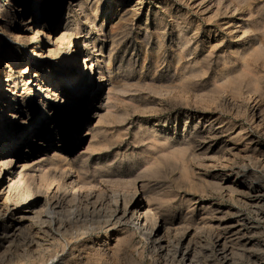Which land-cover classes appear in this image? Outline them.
Here are the masks:
<instances>
[{
    "label": "rangeland",
    "instance_id": "rangeland-1",
    "mask_svg": "<svg viewBox=\"0 0 264 264\" xmlns=\"http://www.w3.org/2000/svg\"><path fill=\"white\" fill-rule=\"evenodd\" d=\"M38 4L0 0V264H264V0Z\"/></svg>",
    "mask_w": 264,
    "mask_h": 264
},
{
    "label": "bare ground",
    "instance_id": "bare-ground-1",
    "mask_svg": "<svg viewBox=\"0 0 264 264\" xmlns=\"http://www.w3.org/2000/svg\"><path fill=\"white\" fill-rule=\"evenodd\" d=\"M32 2H34V3H37V2H39V4L35 7V13H36V15L37 14H39L40 13V11H41V9H42V7H43V3H44V0H32ZM247 6V5H246ZM22 9H23V7H22ZM16 10V6L14 7V11ZM57 11V12H56ZM54 14H56V16L55 17H53L54 16ZM57 16H59V8H56V9H54L53 10V12L51 13V16H50V18H51V20L53 21V20H55L56 18H57ZM33 24V23H32ZM26 27H27V30L28 29H30L29 28V26L28 25H25ZM26 29V28H25ZM64 31V30H63ZM68 31V30H67ZM44 31L43 30H38L37 29V35H41V34H45V33H43ZM71 33V32H70ZM68 33V32H64L61 36H58V38L59 39H57V40H59V42L62 44V43H67V42H69L70 43V45H71V43H74V41H75V38H76V35L75 34H73V33ZM2 34H7V31L3 28L2 29ZM8 35V34H7ZM49 35V34H48ZM13 36V35H12ZM47 36V35H46ZM33 37V36H32ZM35 37V36H34ZM13 38H15L14 36H13ZM21 38H20V36H17L16 37V39H15V41L16 42H20L21 40H20ZM46 39H48V41H50L51 39H50V36H47V38ZM58 42V43H59ZM85 42H86V40H85ZM55 43V42H54ZM53 43V44H54ZM61 44H57V42L54 44V46L55 47H57L58 45H61ZM82 46H84V47H86V43H84ZM94 46V45H93ZM56 49H50V51H49V59H51L52 58V60H55L56 58V56H57V54H56V51H55ZM58 51V50H57ZM61 51V50H60ZM6 56H8V58L9 59H12L13 58V56H14V53H12V51H7L6 53ZM77 54L75 53V55L73 54V57H72V62L74 63V62H76V59H77ZM97 59V58H96ZM87 60H89L88 59V57H86L85 58V62L87 61ZM17 61V60H16ZM51 61V60H50ZM8 62V61H7ZM84 62V63H85ZM99 62V60L97 59V60H92V62L90 63L91 64V67H89V65L90 64H88V62H86V66H87V73H89L90 74V77H91V74L93 75L92 76V78L89 80L88 79V81H90V83L89 82H87L88 83V86L89 87H93L94 85H95V77L98 75L99 76V80H100V84H99V89H101L102 88V81H101V79H103L104 77H105V75H104V73L101 71V70H99V66L97 65V63ZM69 64V60L67 59V58H65V56H63L62 58H61V61H60V65H61V67H64V66H67ZM11 66V65H10ZM99 67V68H98ZM59 72L61 71L60 69L58 70ZM112 74V73H111ZM81 78H78V79H76V81H75V83H73L72 84V86L74 87V88H76V89H79L80 87H78V85H79V82L81 81L80 80ZM105 79H103V81H104ZM86 87H87V85H85ZM97 86V85H96ZM96 86H94V87H96ZM260 87H262V86H260ZM96 89V88H95ZM78 91V90H77ZM81 91H83L82 89H81ZM97 92H98V90H96ZM95 93V95H94V97L95 96H97L98 95V93ZM100 92V91H99ZM262 92V91H261ZM54 95L56 96V94L54 93ZM91 97V96H90ZM110 97V96H109ZM110 105V104H109ZM104 106H106L107 107V105H104ZM103 107V106H102ZM91 108V107H90ZM90 110V109H89ZM88 110H86L85 111V114H88ZM109 112V111H108ZM111 114H112V112H111ZM109 115V114H108ZM103 118V117H102ZM182 153V152H181ZM180 155H182V154H180ZM13 160V159H12ZM11 161V160H10ZM11 163H13V161H11ZM5 164V163H4ZM10 165V164H9ZM25 167V166H24ZM23 171V170H22ZM1 176V175H0ZM21 177V176H20ZM18 184V183H17ZM16 183H15V185H17ZM14 185V184H13ZM13 185H12V183L8 186V187H6V189H4L5 187H4V185H3V183L2 182H0V187H1V189H0V191L2 190V191H6V200H4V202L5 201H7L8 200V197H9V195H11L12 194V192H13V190H12V187H13ZM124 189V188H123ZM126 189H127V186H126ZM129 189V188H128ZM125 190V189H124ZM126 195V194H125ZM2 196V195H1ZM3 197V196H2ZM128 197V196H127ZM10 200H8V202H9ZM1 202V201H0ZM127 202V201H126ZM131 203V202H130ZM130 205V204H129ZM2 206H3V204L2 203H0V216H2L3 217V221H2V231L3 232H1V229H0V232L2 233V235H4L5 233H6V231H7V227H9L8 229V234L7 235H9L10 233H14L17 229H18V227H22V225H21V222H23L25 219H26V216L28 217V215H26V210L25 211H23V212H18V213H14V214H8L7 212L6 213H1V209H2ZM135 206V205H134ZM127 207V206H126ZM30 209V208H29ZM32 209V208H31ZM30 209V210H31ZM127 209L131 212V213H135V208H133V206L132 207H127ZM32 211V210H31ZM4 214V215H3ZM151 214H153V213H151ZM150 214V215H151ZM154 215V214H153ZM148 216V215H147ZM156 217V216H155ZM150 218V217H149ZM155 219V218H154ZM156 219H157V217H156ZM145 219H143V221H142V225L144 226H146L147 225V221H144ZM147 220V219H146ZM159 220V219H158ZM139 222V221H138ZM156 222V221H155ZM150 224V223H149ZM151 224H153V223H151ZM150 224V225H151ZM21 225V226H20ZM149 225V226H150ZM154 226L153 227H151V230H150V234L151 235H156L157 233H158V231H160V229H161V226L159 225V223H158V221H157V223L156 224H153ZM164 226V225H163ZM146 228V227H145ZM148 228V227H147ZM146 228V229H147ZM150 228V227H149ZM1 233H0V235H1ZM5 236V235H4ZM147 236V235H146ZM14 237V236H13ZM6 238V237H5ZM5 238H4V240H5ZM1 242H3L2 240H1ZM1 242H0V245H1ZM61 264H64L63 262L61 263Z\"/></svg>",
    "mask_w": 264,
    "mask_h": 264
}]
</instances>
